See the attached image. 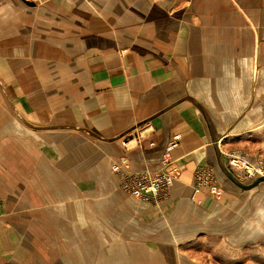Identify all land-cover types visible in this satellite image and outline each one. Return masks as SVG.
Returning <instances> with one entry per match:
<instances>
[{
	"label": "crops",
	"instance_id": "obj_1",
	"mask_svg": "<svg viewBox=\"0 0 264 264\" xmlns=\"http://www.w3.org/2000/svg\"><path fill=\"white\" fill-rule=\"evenodd\" d=\"M175 136L170 198L123 191ZM230 154L264 161V0H0V264H264Z\"/></svg>",
	"mask_w": 264,
	"mask_h": 264
},
{
	"label": "built area",
	"instance_id": "obj_2",
	"mask_svg": "<svg viewBox=\"0 0 264 264\" xmlns=\"http://www.w3.org/2000/svg\"><path fill=\"white\" fill-rule=\"evenodd\" d=\"M31 1L41 3L45 0ZM179 139V136H175L170 142L159 165L155 168L141 171L129 170L126 157L114 162L112 171L119 179L120 188L140 200L155 205H160L168 200L180 169L177 160L171 154V150L177 146ZM228 157L229 169L242 181L252 180L256 175L264 174L261 173L263 172L262 160L252 165L239 154H230ZM193 190L195 194L207 191L214 198L220 197L224 192L215 169L210 166H200L195 170ZM3 205V201L0 199V216Z\"/></svg>",
	"mask_w": 264,
	"mask_h": 264
},
{
	"label": "water",
	"instance_id": "obj_3",
	"mask_svg": "<svg viewBox=\"0 0 264 264\" xmlns=\"http://www.w3.org/2000/svg\"><path fill=\"white\" fill-rule=\"evenodd\" d=\"M25 3L28 5H34L35 3L29 0H24ZM223 171L227 178L235 184L237 187L241 188L242 190H249L252 188H255L259 186L260 184L264 183V174H258L256 175L250 183H245L242 180H240L230 169L229 167H226L223 165Z\"/></svg>",
	"mask_w": 264,
	"mask_h": 264
},
{
	"label": "rangeland",
	"instance_id": "obj_4",
	"mask_svg": "<svg viewBox=\"0 0 264 264\" xmlns=\"http://www.w3.org/2000/svg\"><path fill=\"white\" fill-rule=\"evenodd\" d=\"M262 171H263V172H261V173H264V161H263V168H262Z\"/></svg>",
	"mask_w": 264,
	"mask_h": 264
}]
</instances>
